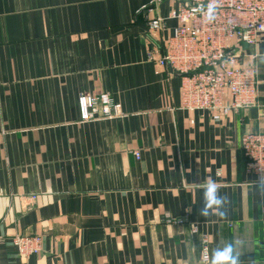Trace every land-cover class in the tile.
<instances>
[{
	"label": "crops",
	"instance_id": "1",
	"mask_svg": "<svg viewBox=\"0 0 264 264\" xmlns=\"http://www.w3.org/2000/svg\"><path fill=\"white\" fill-rule=\"evenodd\" d=\"M149 2L0 0V264H206L204 238L264 264V188L241 148L264 133V42L241 47L258 55L256 107L183 110L179 76L149 60L180 4L151 31ZM100 93L123 117L81 124L79 97ZM209 179L226 218L199 213ZM18 235L42 252L22 257Z\"/></svg>",
	"mask_w": 264,
	"mask_h": 264
},
{
	"label": "built area",
	"instance_id": "2",
	"mask_svg": "<svg viewBox=\"0 0 264 264\" xmlns=\"http://www.w3.org/2000/svg\"><path fill=\"white\" fill-rule=\"evenodd\" d=\"M165 1L180 4L179 10L171 14L177 25L162 47L151 48L149 60L179 76L181 108L209 112L219 121L231 113L256 107L258 55L247 53L241 47L257 48L264 42V0H220L221 6L212 23H206L192 12L207 0H150L143 11L154 14L149 22L151 31H160L165 26V20L159 16V7ZM79 113L81 124L123 117L121 105L106 93L82 94ZM241 148L248 171L260 182L264 179V133H247ZM135 157L140 160V153L135 152ZM13 240L22 257L42 252L40 236L18 235ZM206 252L210 257L208 240L204 238L202 260L205 263Z\"/></svg>",
	"mask_w": 264,
	"mask_h": 264
},
{
	"label": "clouds",
	"instance_id": "3",
	"mask_svg": "<svg viewBox=\"0 0 264 264\" xmlns=\"http://www.w3.org/2000/svg\"><path fill=\"white\" fill-rule=\"evenodd\" d=\"M220 6V0H207L206 4L194 7L192 12L193 14H199L206 23H212ZM260 185L264 188V179L260 181ZM229 203L228 194L222 193L214 180L209 179L202 185V206L199 209L202 217L216 215L222 219L226 218ZM204 259L206 264H240L236 247L231 242L225 244L222 248L213 250L210 257L206 252Z\"/></svg>",
	"mask_w": 264,
	"mask_h": 264
}]
</instances>
